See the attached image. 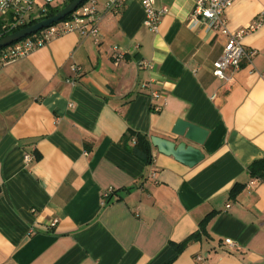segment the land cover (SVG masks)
<instances>
[{
  "label": "crops",
  "instance_id": "1",
  "mask_svg": "<svg viewBox=\"0 0 264 264\" xmlns=\"http://www.w3.org/2000/svg\"><path fill=\"white\" fill-rule=\"evenodd\" d=\"M97 2L98 42L65 33L0 68V264H264V183L247 171L264 154V23L242 37L256 53L225 81L212 62L226 37L192 17L193 0H155L167 9L155 32L142 0L116 12ZM260 12L264 0H234L227 26ZM178 119L207 131L201 145L186 141L198 163L152 146L150 164L131 153L127 131L183 141ZM209 213L205 234L177 253Z\"/></svg>",
  "mask_w": 264,
  "mask_h": 264
},
{
  "label": "built area",
  "instance_id": "2",
  "mask_svg": "<svg viewBox=\"0 0 264 264\" xmlns=\"http://www.w3.org/2000/svg\"><path fill=\"white\" fill-rule=\"evenodd\" d=\"M66 0H0V16L2 17L0 34H10L19 29L29 26L33 21L44 19L49 8L61 5ZM104 10L107 12H116L122 6L124 0H102ZM234 0H193L192 17L196 21L202 22L210 31L218 32L226 37L222 54L212 62L213 75L222 80H230L229 72H234L240 67L241 61L246 58L250 59L255 55V50L247 51L244 49L241 39L247 33L256 30L264 23V12L258 13L255 18L246 26L231 31L227 26L226 10L231 6ZM155 0H142L144 8L143 25L150 31L157 30L159 19L167 9L161 7L159 9L154 6ZM68 18L59 20L50 26L44 27L30 37H25L6 47L0 48V68L13 63L25 56L33 50L45 45L53 38L69 32H78L83 36H91L95 42L99 40V13L97 0H87L81 3L76 10L68 15ZM0 35V38L2 37ZM113 58L115 61L123 59L124 52L117 46H112ZM139 68H150L151 63L147 60H138ZM71 70L80 71V68L73 64ZM228 73V74H227ZM141 90H149L153 99L160 96L158 91L151 90V84L144 82L140 86ZM155 109L159 110L160 106L155 105ZM30 155H25V160L29 161ZM154 175V173H152ZM113 192L112 188H108L103 193V200L107 199ZM57 220L50 222L51 226L56 224ZM223 244L229 250L239 249V245L225 238Z\"/></svg>",
  "mask_w": 264,
  "mask_h": 264
},
{
  "label": "water",
  "instance_id": "3",
  "mask_svg": "<svg viewBox=\"0 0 264 264\" xmlns=\"http://www.w3.org/2000/svg\"><path fill=\"white\" fill-rule=\"evenodd\" d=\"M83 1L85 0H71L54 15L1 37L0 48L6 47L44 27L50 26L51 24L64 19L76 10ZM171 132L175 137L182 138L183 141L176 143V138L167 139L159 136H150V145L155 147L159 153L172 156L175 160L187 166H193L203 159L201 151L198 148L187 144L186 141L199 145L203 144L207 135L206 130L185 120L178 119Z\"/></svg>",
  "mask_w": 264,
  "mask_h": 264
},
{
  "label": "trees",
  "instance_id": "4",
  "mask_svg": "<svg viewBox=\"0 0 264 264\" xmlns=\"http://www.w3.org/2000/svg\"><path fill=\"white\" fill-rule=\"evenodd\" d=\"M69 1H71V0H66L63 2L64 4H62V5H56V6L49 8V10H48V12L44 18H47V17L54 15L64 5H66ZM85 1H87V0H85ZM85 1H83L82 3H84ZM68 17L69 16H66L65 18H68ZM36 22H37V20L29 23V25H32ZM0 28H1V23H0ZM35 33H38V31ZM35 33H33L27 37H30V36L34 35ZM5 35L6 34H3L1 36L3 37ZM131 137L134 138V142H133L134 144L130 149L131 153L135 157L140 159L143 163L150 164L152 156H151V145H150V140H149L148 136L145 134L139 133V132L127 131V133L125 135V140L130 139ZM247 171H248V174L251 178L258 179L264 183V154L260 159H257V160H254L253 162H251L249 164V166L247 167ZM243 187H244L243 184H239V183L234 184L232 186V188L230 189V193H229L230 197H232V198L236 197V195L243 189ZM107 202H108V199H106V203ZM212 214L213 213H209L208 215H206L199 222L198 230L196 232H194L193 234H191L190 236H188L183 242H181L180 244L175 246L177 253L182 251L183 248L190 241L200 239L201 235L205 234L206 223L211 218Z\"/></svg>",
  "mask_w": 264,
  "mask_h": 264
},
{
  "label": "rangeland",
  "instance_id": "5",
  "mask_svg": "<svg viewBox=\"0 0 264 264\" xmlns=\"http://www.w3.org/2000/svg\"><path fill=\"white\" fill-rule=\"evenodd\" d=\"M62 4H64V3H62ZM62 4H61V5H62Z\"/></svg>",
  "mask_w": 264,
  "mask_h": 264
}]
</instances>
